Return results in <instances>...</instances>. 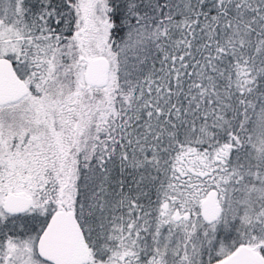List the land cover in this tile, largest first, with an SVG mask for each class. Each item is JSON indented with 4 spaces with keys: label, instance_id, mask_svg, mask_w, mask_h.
Returning <instances> with one entry per match:
<instances>
[{
    "label": "snow or ice",
    "instance_id": "1",
    "mask_svg": "<svg viewBox=\"0 0 264 264\" xmlns=\"http://www.w3.org/2000/svg\"><path fill=\"white\" fill-rule=\"evenodd\" d=\"M0 264H264V0H0Z\"/></svg>",
    "mask_w": 264,
    "mask_h": 264
}]
</instances>
